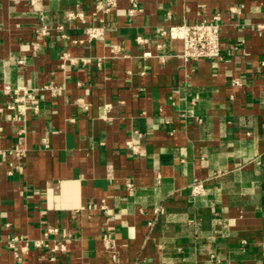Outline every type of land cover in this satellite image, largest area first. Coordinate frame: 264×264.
Masks as SVG:
<instances>
[{
  "label": "crops",
  "instance_id": "1",
  "mask_svg": "<svg viewBox=\"0 0 264 264\" xmlns=\"http://www.w3.org/2000/svg\"><path fill=\"white\" fill-rule=\"evenodd\" d=\"M99 1L0 0V264H264V0Z\"/></svg>",
  "mask_w": 264,
  "mask_h": 264
},
{
  "label": "built area",
  "instance_id": "2",
  "mask_svg": "<svg viewBox=\"0 0 264 264\" xmlns=\"http://www.w3.org/2000/svg\"><path fill=\"white\" fill-rule=\"evenodd\" d=\"M120 0H100L98 3V10L103 13L112 12L117 6ZM133 8L130 10V15H133L139 11L136 0H130ZM69 21L81 20L85 21L84 15L79 12H70L66 15ZM262 28V27H261ZM46 34L45 29H41L37 32V37H41ZM100 35L99 29L89 28L87 30V36L90 40L96 39ZM172 37L181 39L183 42V51L181 57L185 61H199L201 59L219 60L222 57L221 48V24L220 18L217 16L212 21L196 23L193 25L183 24L173 28L170 31ZM21 64L24 61H20ZM235 85L241 86L239 81L235 82ZM5 95L18 96L17 101L23 106L31 99H35L33 92L25 87H12L7 84L3 88ZM139 137H142L141 133H137ZM126 147L129 153L133 156H138L141 152V145L137 144L133 139L126 142ZM128 190L133 191L134 185L132 181H128L126 184ZM204 186L201 181H195L191 186L192 195L198 196L203 194ZM105 208V207H104ZM106 242H109V237H105ZM20 243L22 245H20ZM24 241L21 238L13 237L10 240V247L16 249L20 248L21 252L28 250L27 244H23ZM245 243V242H243ZM43 243L37 242L36 246L40 247Z\"/></svg>",
  "mask_w": 264,
  "mask_h": 264
}]
</instances>
